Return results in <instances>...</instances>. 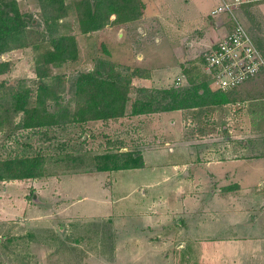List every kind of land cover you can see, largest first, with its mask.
<instances>
[{"label": "rangeland", "instance_id": "rangeland-1", "mask_svg": "<svg viewBox=\"0 0 264 264\" xmlns=\"http://www.w3.org/2000/svg\"><path fill=\"white\" fill-rule=\"evenodd\" d=\"M17 1L28 21L31 43H47L52 32L74 34L79 55L52 66L49 76L39 78L36 67L40 54L33 44L0 54V84L6 81L0 87V102L7 103L0 110V161L36 154L45 158L43 175L0 180V264H195L196 246L189 247L185 242L202 234L199 228L211 223V213L201 209L209 207L210 188L226 185L203 174L212 168L219 173L236 170L244 176L242 171L255 164L233 160L226 166L221 163L212 167L199 162L250 152L241 148L242 140L249 137L243 130L241 112L247 100L264 98V71L230 91L233 99L218 104L226 105L218 111L211 104L133 114V102L150 93L140 91L141 86L176 85L181 72L180 85L201 74L215 88L204 70L205 50L194 42L218 18L209 12L215 0H193L191 12L205 8L198 20L179 14L188 12L184 0L179 9L167 0H152L151 4L142 0L139 17L122 21L111 14L105 25L88 32L82 31L77 19L80 0H65V11L56 23L52 15L58 13V3ZM261 3L264 0L245 3L236 8V14L264 51ZM146 10L155 18L147 17ZM222 14L232 21L227 13ZM148 26L152 30L146 33ZM180 35L183 51L178 43ZM144 44L147 46L143 49ZM140 52L145 56L143 63ZM99 57L112 61L116 70L125 73L137 66L150 72L154 68L170 72H166L168 79L152 84L142 80L143 76L133 75L123 116L23 125L25 113L14 111L8 103L13 87L21 92L28 88L29 105H35L38 86L44 82L51 86L50 91L53 89L47 100L49 108L57 103L74 108L72 82L80 72L94 69ZM179 60L180 72L171 71ZM56 89L58 94L54 93ZM255 133L251 137L258 141L264 137ZM124 150L141 151L148 158V167L95 169L98 154ZM187 162L189 177L184 175L182 165ZM256 163L263 167L249 172V179H241L247 188L264 187V160ZM194 174L202 176L198 183ZM186 189L187 195L207 194L194 195L201 198V206L195 211L200 219L190 218L188 209H184L181 200L188 197ZM206 255L204 263L211 264V257Z\"/></svg>", "mask_w": 264, "mask_h": 264}, {"label": "trees", "instance_id": "trees-1", "mask_svg": "<svg viewBox=\"0 0 264 264\" xmlns=\"http://www.w3.org/2000/svg\"><path fill=\"white\" fill-rule=\"evenodd\" d=\"M58 3V13L52 15L54 23L66 8L65 0H49ZM77 8V19L82 31L88 32L101 28L109 20L111 14H116L118 20L137 18L143 10L142 0H80ZM28 21L22 13L17 0H0V54L13 48L33 44L40 54L37 58L36 72L39 78L51 74V67L76 59L79 48L74 34H53L44 43H31V31ZM261 48V46H259ZM43 48V50L41 49ZM264 52V51H263ZM94 69L80 72L71 86L74 108L69 104L57 103L48 107L47 100L51 86L44 82L38 86L35 105H29V89L21 92L12 88L10 106L14 111H23L24 126L58 124L68 121H88L93 119L116 118L126 114L130 96L132 76H149L150 71L137 66L129 72L115 69V63L99 57ZM202 75L189 78L186 85L169 87L141 86L142 92H150L147 96L137 98L132 105L133 114L154 111H168L191 107H202L211 104L230 102L232 90L238 87L222 90L213 88ZM209 79V78H208ZM6 81L0 84L5 85ZM54 93L58 94L57 89ZM58 96H56L57 98ZM7 103L0 102V110ZM40 114V116H39ZM29 117V118H28ZM94 161L98 171L116 170L145 165L141 151H109L98 154ZM44 156L36 154L27 157L11 158L0 161V180L5 178L37 177L44 174Z\"/></svg>", "mask_w": 264, "mask_h": 264}, {"label": "crops", "instance_id": "crops-1", "mask_svg": "<svg viewBox=\"0 0 264 264\" xmlns=\"http://www.w3.org/2000/svg\"><path fill=\"white\" fill-rule=\"evenodd\" d=\"M167 1H170L175 9H179L178 5H181L182 0ZM144 2H147V4L149 2L151 4L152 0H144ZM184 2L186 3L185 7L188 12H179L181 16L198 20L201 14H205L204 7L199 10L201 11L199 13L194 14L190 11V6L194 3L193 0H184ZM221 2L222 0H215L209 9V12L212 14V10ZM260 5L263 6L264 3H261ZM146 12L148 13L145 15H147V17H149L151 20L152 17L155 18V15L153 13H149L148 10H146ZM173 12L175 13L176 11ZM215 16H218V18H216L214 23L206 27V29L204 30L205 35L201 37L200 40H194V42L199 43L200 48L205 51L215 45L232 26V22L228 20V17L224 18V15L222 13ZM141 29L142 31H144V26H141ZM149 30L151 32L152 29L148 26L146 29V33H148ZM176 40L174 39V41ZM178 43L180 48L182 49L183 44H181V35L180 42L178 41ZM146 46L147 44H144L143 49ZM183 50L184 49H182V51ZM138 57H142V60L140 62L143 63V58L145 57L143 52H140ZM180 62L181 60H179L177 64L173 65L171 67V71H177L176 73L180 72ZM152 66L154 67V65ZM155 67L159 66L155 65ZM166 72L170 71L162 69L159 72V69L154 68V70L150 72L149 76H143L141 77V79L145 80V82L150 81L152 84L155 83L154 81H157L159 79H168V76H166ZM183 75L184 73L182 72L179 74L181 78ZM243 104H245V111L241 112L244 120L243 130L245 132V136L249 135V137L242 140L241 148L243 150H247L248 148L250 152L240 156H237V154L223 157L218 156L215 159H211L209 161H200L199 163H204L214 167V165L221 163L223 164V166H226L230 161L233 160H251L255 161V164L252 165V167H246L242 171L244 173V176H241V173L236 170H229L224 173H219L217 170L212 168L208 169L207 172L203 174V176L206 174V177L211 178V180L215 179V181L218 180L220 182H223L222 185H226L225 187L210 188L208 196H212V199L210 200L211 202L209 203V207L207 208V206H205L201 207V209L205 208V212L209 211L211 213L209 217L211 223L205 224L199 228V231L202 234H199V236H197L193 240H190L189 242H185L186 244L188 243L190 245L189 247H191L192 244H195L196 246L195 264H205L203 261V256H205L206 253V256L211 257V264H264V191L261 190L264 187L249 188L250 186H248L247 188L246 185H244L241 181V179H249V172L253 171L254 169L263 167L262 163L258 164L256 162L257 160H264V137H260L258 141V139L251 136L257 134L255 132L264 134V98L260 100H247V102ZM215 106V110L218 111L221 107L225 108L226 105L223 106L215 104ZM252 150H254L255 154L252 153ZM144 158L147 165V163L149 162L148 158L145 155ZM182 165L184 166L183 168H185L184 175H187L186 177H189V174H191V172L190 170H188L189 167L186 166H189L190 164L187 162ZM134 168L136 169L137 167H133V169ZM180 168L182 167L180 166ZM194 175L196 177L195 181L196 183H198L199 178L202 176L197 177L198 175ZM187 191L186 195L187 193H189V190ZM194 195L205 196L207 194H188V197H185L184 199L182 198L181 202L183 206H185L184 209H188L187 211H189V213H187V215L190 218L197 217L198 219H200L201 216H199V218L197 216V212L195 211H197V209H199L201 206V198L196 199ZM192 250H194V247H192ZM183 253L187 257H189L187 250H184ZM199 255H201V257L197 258V256Z\"/></svg>", "mask_w": 264, "mask_h": 264}, {"label": "built area", "instance_id": "built-area-1", "mask_svg": "<svg viewBox=\"0 0 264 264\" xmlns=\"http://www.w3.org/2000/svg\"><path fill=\"white\" fill-rule=\"evenodd\" d=\"M256 0H222L213 15L227 13L232 20L228 32L204 53V70L216 89L229 90L264 71V53L236 8ZM180 85L181 77L176 79Z\"/></svg>", "mask_w": 264, "mask_h": 264}, {"label": "water", "instance_id": "water-1", "mask_svg": "<svg viewBox=\"0 0 264 264\" xmlns=\"http://www.w3.org/2000/svg\"><path fill=\"white\" fill-rule=\"evenodd\" d=\"M36 196H37V195H36V194H34V197H35V198H36Z\"/></svg>", "mask_w": 264, "mask_h": 264}]
</instances>
